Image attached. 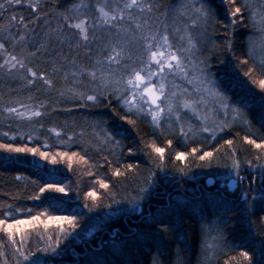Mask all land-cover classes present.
<instances>
[{
	"label": "trees",
	"instance_id": "16d2710c",
	"mask_svg": "<svg viewBox=\"0 0 264 264\" xmlns=\"http://www.w3.org/2000/svg\"><path fill=\"white\" fill-rule=\"evenodd\" d=\"M174 1L161 0L166 5ZM78 2L39 0L34 9L29 4L0 1L4 5L0 8V25L4 26L0 43L6 44L3 35L13 36L19 29L13 16L25 32L20 46L24 67L15 71L0 67V77L7 81L0 82V220L12 223L39 217L31 226H22L20 235L13 229L12 241L0 225V264H32L37 257L41 264H151L154 255L162 264H264V147L257 149L248 143L264 141V89L259 83L264 71L247 50L250 23L240 0H206L214 16L205 31L210 37L206 57L216 87L241 117L214 136L199 134L187 139L176 130L154 126L145 115L129 113L112 94L83 107L78 106L83 101L69 99L67 88L80 84L73 85L72 77L64 79V69L51 72L53 49L62 48L72 59L51 29L63 24L62 14L70 15L66 9ZM95 2L89 0L93 6ZM237 7L242 10L233 28L230 13ZM241 17L244 24L239 23ZM23 50L33 54L26 56ZM78 58L91 64L87 57ZM41 73L52 81L51 87L44 85ZM19 103L37 106L42 113L35 121L42 126L38 137L15 133L16 119L9 118H14L13 113L5 118L3 110ZM47 127L69 132L73 140H44ZM105 132L113 133L114 139L108 141ZM3 145L37 151L9 152ZM156 147L165 149L163 161ZM206 151L213 156L201 161ZM41 152L48 157L42 158ZM178 152L185 153L184 161L176 159ZM62 153H76L74 157L82 162L68 165ZM52 157L55 164L50 162ZM234 161L238 168L233 167ZM230 177L237 179L231 189ZM101 182L108 187L102 188ZM47 184L62 187L64 192L46 188L41 193ZM91 192L96 193L95 200L88 195ZM49 216H74L76 227L49 222ZM218 233L223 239L205 262L204 236ZM49 243L55 252L39 251ZM243 252L248 253V260Z\"/></svg>",
	"mask_w": 264,
	"mask_h": 264
},
{
	"label": "snow or ice",
	"instance_id": "6c2138e0",
	"mask_svg": "<svg viewBox=\"0 0 264 264\" xmlns=\"http://www.w3.org/2000/svg\"><path fill=\"white\" fill-rule=\"evenodd\" d=\"M224 2L228 3L230 0H224ZM15 3L20 4L21 0H15ZM189 5H191L192 11L197 14V19L191 20V24L193 27L201 29L196 36L189 30L188 24L183 25V32H181L180 26L175 23L179 16L185 15ZM38 6V3L29 4V7L34 9ZM2 7L4 5L0 4V8ZM91 7L93 5L89 3V0H79L78 3H74L66 9L67 13L74 12L75 15L62 14L64 23L51 29V34L55 36L60 45H66L72 53V59L69 60L68 55L63 52L62 48L60 51L53 49L52 52L54 54L49 56L52 61L51 72L58 73L61 69H64L63 78L67 79L71 76L73 85L82 84L86 77L91 87L93 94H86L74 86L67 88L66 91L70 94L69 99L84 102L79 104V107L85 106L87 102L100 103L101 97L106 98L109 93H112L129 113L135 112L137 115H150L153 125L159 127L161 117L165 114V111L169 117L176 113V119L179 121L180 114L176 112L178 95L182 97L179 101V107L188 109L193 114H198L197 107L199 105H207L208 100L205 97L210 96L218 101H223V103L219 104V108L223 109L225 115H227V110L230 107L228 98L215 88V81L210 79V69L206 58H193L194 53L199 51L197 48V37H199L200 42L210 39L206 35L205 29L209 18L213 17L214 13L208 7L206 0H180L178 6L171 8L166 5V2L162 3L161 0H96L94 7L99 15L95 18V23H92L86 15V10ZM242 7L251 12L249 21L255 22L261 32L259 47L262 54L258 60L262 71H264V0H259L258 5L257 0H243ZM257 7L259 9V19H257ZM161 8L164 9L163 12L159 11ZM133 9L138 10L140 15L133 16L131 12ZM241 10V7H237L230 13L233 17L231 27H236L238 22L235 17L241 13ZM169 11L173 14L172 25L168 23ZM154 12L158 13V15H153ZM11 19L15 20V16ZM126 20L131 22L135 31H133L132 27L125 24ZM20 22L23 24V18H21ZM239 23L244 24L243 17H241ZM170 26L172 28V36L179 34L180 46H174L171 43ZM3 27V25H0V28ZM100 30L103 31L98 35L97 33ZM93 42L96 44L95 56H93V49L89 47ZM254 43L251 39L249 40L250 56L255 55L256 48ZM2 47L3 45L0 44V48ZM40 47H44V45L42 44ZM228 47L231 49V42H229ZM81 48L84 49L82 53L76 51ZM104 53H107V55H104ZM78 56L87 57L91 60V66L78 62ZM12 59L15 60L16 58L13 57ZM17 63L20 64L21 68L24 67L22 60L17 61ZM11 67H15V65H10ZM27 71L32 77H36V72L31 68H28ZM40 75L44 85L51 87L52 81L44 73ZM177 77L193 85L192 90L189 91L177 85ZM28 83L32 84L33 80H28ZM259 83L261 88L264 89V80ZM60 95L64 96L65 92L62 91ZM162 104L166 107H161ZM145 105H147V108H145ZM4 111L9 114L14 113L17 117L26 118L42 115L38 110L20 112L16 108H5ZM232 111L235 114H239V109L235 107H232ZM129 123H132V121H129ZM224 126L227 127V125ZM52 131H55V129ZM188 131H193V129L189 127ZM200 131L210 132L212 130L205 126ZM180 134L187 139V132H185L183 126L180 128ZM193 134L195 135V132ZM105 138L108 141H112L114 139L113 133L105 132ZM226 143L230 145L232 141L229 140ZM248 143L253 144L257 149L264 147V141L256 143L255 140H248ZM116 144H119V141H116ZM169 144H171V141H169ZM3 147L9 152L35 153L37 151L35 148H13L11 145H3ZM154 151L160 155V159L163 161L165 149L156 147ZM196 152L197 149L193 148L192 153L195 154ZM60 155L66 156L67 153ZM72 155L75 156L76 153ZM40 156L47 158L48 154L41 152ZM212 156V152L206 151L203 155H200L199 159L204 161ZM185 158L184 152L177 153V160L184 161ZM69 160L71 161V157H69ZM50 162L55 164L57 162L56 158L52 157ZM131 167L129 165V168ZM233 167L238 168V162L234 161ZM180 171L183 172V169H180ZM114 175H119V173H114ZM100 186L102 188L108 187L103 182H101ZM46 188H55L57 192H64V188L52 184L45 185V187L40 189V192H45ZM141 192H143V189H141ZM88 195L93 200L96 199L95 192H91ZM131 202L134 203L135 200ZM5 215L7 216V213ZM38 219L39 217L32 216L29 220H13L12 223H7V220H0V225H6L4 231L8 234L9 240L12 241L14 228L15 234L20 235L22 226H31L32 221ZM75 220L76 217L74 216L48 217L49 222H66L73 229L76 227ZM60 226L62 231H64L63 223ZM203 227L205 233H207L209 227L207 225ZM163 230L166 231L167 229ZM222 239L219 233L215 236L207 234L204 236L202 248L208 252V255L204 257L205 262L213 256ZM59 243L60 240L58 238L57 245ZM39 251L42 253L55 252L56 248L49 243L39 248ZM31 255L29 253L23 259L28 260ZM241 255L245 260H248L247 252H243ZM18 264H20L19 261ZM32 264H41L39 257L34 259ZM151 264H162V261L159 256L154 255Z\"/></svg>",
	"mask_w": 264,
	"mask_h": 264
},
{
	"label": "rangeland",
	"instance_id": "374dc122",
	"mask_svg": "<svg viewBox=\"0 0 264 264\" xmlns=\"http://www.w3.org/2000/svg\"><path fill=\"white\" fill-rule=\"evenodd\" d=\"M0 1H3V3H6V4H10V3L16 4L15 0H0ZM38 1L39 0H21L20 4H23V5L27 4L28 5V4L37 3ZM240 2H241V4H243V0H240ZM179 3H180V0H175L173 3H170L167 6L169 8H171V7L178 6ZM258 3H259V0H257V5H258ZM197 6H199V5H197ZM159 11L163 12L164 9L161 8ZM246 11H247V15L249 18L251 15V12L247 9H246ZM257 11H258L257 19H259L258 7H257ZM131 12H132L133 16L140 15L138 10H136V9L131 10ZM70 15H72V13H70ZM86 15L90 18V21L92 23H95V18L99 15V13H97L95 11V7L93 6L92 10H86ZM153 15H158V13L154 12ZM196 19H197V14L192 11L191 5H189L185 15L179 16L176 19L175 23H176V25L180 26L181 32H183V25L188 24L189 30L192 31L194 36H196V34L201 31V29L199 27H193L191 24V20H196ZM62 21L64 22L63 17H62ZM12 22H13V24L17 25L19 29H21V25H19L16 20H14ZM172 22H173V14L171 11H169L168 12V23H169V25H172ZM249 23H250L249 36H248V39L246 41L247 50L249 52V40L251 39L252 41L255 42L254 46L256 48L255 55L252 57L256 61L259 62L258 58L262 54L261 49L259 47V44H260L259 38L261 36V32L258 30V26L255 25V22L249 21ZM125 24L129 27H132L133 31H135L134 26L131 24L130 21L126 20ZM19 29H16V33L13 34V36H10V37H13V38H11V40H10V37L7 35H3V37L1 38L2 40H4V42H6V44L0 43L3 45V47L0 48V65H2L0 67L3 69L15 71V70H17V67L20 66V64L17 63V61L24 60V58H23L24 55L21 54L20 46L23 44V37L25 36V32H21ZM102 31L103 30H100V32H98V33L101 34ZM171 33H172V28L170 26L169 27V35H170L171 43L174 46H180L181 42H180L179 34L172 36ZM9 35H11V34H9ZM90 35H91V33H90ZM197 41H198L197 42V48L199 49V51L194 53L193 58L194 59L206 58L207 64H208V59L206 57L207 49H208L207 46L209 47L208 39L204 42H200L199 37H197ZM33 42H34V40L30 39L31 45H33ZM16 43L17 44L19 43L20 45L14 46V44H16ZM93 44L95 45V47H93ZM12 46L15 47L14 48L15 51L14 50L12 51V48H13ZM5 47L8 48L9 50H6ZM89 47L91 49H93V56H95V50H96L95 42H93L91 45H89ZM23 52L27 53L28 51L23 50ZM32 54L33 53L31 52V50H29V52L27 53L26 56L30 57ZM104 55H107V53H104ZM13 57H15L16 59L13 60L12 59ZM77 60H78V62L83 63L82 58L77 57ZM10 65H15V67L10 68ZM90 66H91V64L89 65V67ZM153 70H155V69H153ZM13 77L16 78V76H13ZM70 77L71 76H69L67 79H69ZM209 77H210V79L215 81L211 72H209ZM170 79H171V77H170ZM72 81H73V78H72ZM0 82L5 83L7 81L0 77ZM176 84L179 85L181 88L188 89L189 91H191L193 88V85L189 84L186 80L180 79L179 77L176 78ZM75 87H77L81 91H84L86 94H93L91 92V87L88 84L86 77L84 78V82L82 84H80V86H75ZM215 88L218 90V88L216 87V84H215ZM109 94H112V93H109ZM112 95L115 97L114 94H112ZM181 98L182 97H180L178 95L177 101H176L177 102L176 112L180 114L179 121H177V119H176V113H173L172 116L169 117V115L165 111V114L162 115V117H161L159 127L164 128L166 130H176V132L180 134V128H181V126H183L185 132H187V137H192V136H196L199 134L214 136L218 132H220L221 130H223L225 128L224 125L228 126L233 120L239 119L241 117L240 111H239V114L233 113L232 107H234V106H232L230 103H229L230 107L227 110V115H225L224 110L219 108V104L223 103V101H218L217 99L210 97V96L205 97V99L208 100L207 105H199L197 107V113L198 114H193L192 111L179 107V101ZM197 99H199V97H197ZM22 106H26V107H22ZM122 107L124 108V110L127 111V109L124 106H122ZM161 107H166V106L164 104H162ZM14 108H16L17 111H20V112H24V111H28V110L37 111V106H32V105H28V104L26 105V104H21V103L16 105ZM145 108H147V105H145ZM3 112H4L5 118H8L10 116V114L6 113L4 110H3ZM13 116H14V118L13 117H9V118L16 119L15 123L13 124V127L16 129L15 133H17L18 135H27L28 137H38L37 135L39 134V132H41L42 126L40 124H35L37 116H33L31 118L17 117L14 113H13ZM145 116H147L150 123L153 124L152 120H151V116L150 115H145ZM205 126L208 127L209 129H211L212 131H210V132L200 131V129H202ZM189 127H191L193 129V131H188ZM53 129H55V128L47 127L46 129H44L45 134H46V138L44 140L53 139V140L58 141L60 143H67V142H70L71 140H73V134H70L69 132H64V131H61L58 129H55V131H52ZM193 132H195V135L193 134ZM182 137H184V136H182ZM79 140L81 141L80 138H79ZM69 157H71V161L69 160ZM63 160H65L68 165H72V166L77 165V164L82 162L77 157H74L73 155H69V154H67L66 157L63 158ZM84 174H87V172H84ZM2 227L4 228V227H6V225H3Z\"/></svg>",
	"mask_w": 264,
	"mask_h": 264
},
{
	"label": "water",
	"instance_id": "95a60500",
	"mask_svg": "<svg viewBox=\"0 0 264 264\" xmlns=\"http://www.w3.org/2000/svg\"><path fill=\"white\" fill-rule=\"evenodd\" d=\"M237 179L235 177H230L227 181L229 189L235 186Z\"/></svg>",
	"mask_w": 264,
	"mask_h": 264
}]
</instances>
